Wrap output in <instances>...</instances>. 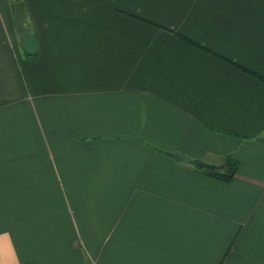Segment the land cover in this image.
<instances>
[{
  "label": "crops",
  "instance_id": "0c3cea01",
  "mask_svg": "<svg viewBox=\"0 0 264 264\" xmlns=\"http://www.w3.org/2000/svg\"><path fill=\"white\" fill-rule=\"evenodd\" d=\"M261 78L264 0H0V264H264Z\"/></svg>",
  "mask_w": 264,
  "mask_h": 264
},
{
  "label": "trees",
  "instance_id": "16d2710c",
  "mask_svg": "<svg viewBox=\"0 0 264 264\" xmlns=\"http://www.w3.org/2000/svg\"><path fill=\"white\" fill-rule=\"evenodd\" d=\"M185 41L192 43L201 49H204V46L199 44L198 42H195L191 39H188L184 36H181ZM262 80L264 78H261ZM238 160L233 158L232 156H227L225 157L224 160V167L223 168H218V167H204L201 168L202 170H205L207 174L216 177L221 180H229L237 171L238 168Z\"/></svg>",
  "mask_w": 264,
  "mask_h": 264
},
{
  "label": "water",
  "instance_id": "95a60500",
  "mask_svg": "<svg viewBox=\"0 0 264 264\" xmlns=\"http://www.w3.org/2000/svg\"><path fill=\"white\" fill-rule=\"evenodd\" d=\"M198 167L199 168H204V167H216V166H213V165H210V164H206L204 162H199L198 163Z\"/></svg>",
  "mask_w": 264,
  "mask_h": 264
},
{
  "label": "rangeland",
  "instance_id": "374dc122",
  "mask_svg": "<svg viewBox=\"0 0 264 264\" xmlns=\"http://www.w3.org/2000/svg\"><path fill=\"white\" fill-rule=\"evenodd\" d=\"M19 1H20V0H19ZM15 3H16V2H15ZM17 6H19V5H17ZM20 6H21V5H20ZM20 6H19V7H20ZM25 28H26V26H24V25H23V27H21L22 30H24Z\"/></svg>",
  "mask_w": 264,
  "mask_h": 264
}]
</instances>
